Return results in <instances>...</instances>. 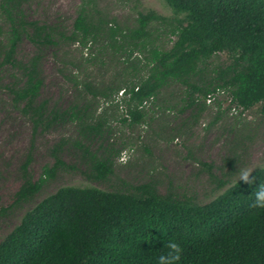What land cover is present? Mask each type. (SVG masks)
I'll list each match as a JSON object with an SVG mask.
<instances>
[{"label": "rangeland", "instance_id": "374dc122", "mask_svg": "<svg viewBox=\"0 0 264 264\" xmlns=\"http://www.w3.org/2000/svg\"><path fill=\"white\" fill-rule=\"evenodd\" d=\"M1 3L0 242L28 210L62 186L133 192L150 184L162 194L207 204L243 179L245 172L264 167L263 103L247 109L242 118L226 113L217 118L219 110L190 105L188 88L170 82L144 110L141 121L126 119L130 105L121 91L148 73V53L136 48L137 40L129 36L139 26L138 13L151 11L165 18L150 24L152 45L169 49L177 40L169 33L176 15L165 0H24L26 19L53 29L52 42L22 35L15 53L22 62L38 58L39 100L48 104L37 126L9 89L23 82L25 70L4 63L11 22ZM80 12L90 26L86 46L79 41L81 34L71 39ZM112 26L119 29L115 39ZM231 62L227 52L213 56L196 83L207 85L215 78L214 69ZM56 111L59 116L53 119ZM73 112L77 116L72 117ZM126 148L133 152L122 162L119 156ZM57 157L65 165L55 177L29 201L10 207L23 183L27 160L31 158L28 171L38 180ZM93 159L108 160L111 172L95 178Z\"/></svg>", "mask_w": 264, "mask_h": 264}, {"label": "trees", "instance_id": "16d2710c", "mask_svg": "<svg viewBox=\"0 0 264 264\" xmlns=\"http://www.w3.org/2000/svg\"><path fill=\"white\" fill-rule=\"evenodd\" d=\"M23 1L1 3L11 22L4 63L25 70L23 82L9 89L15 103L25 104L24 111L32 113L37 126L48 104L39 100L38 58L22 62L15 53L22 35L52 42L53 29L28 21L21 9ZM165 2L176 15L169 33L177 40L171 48L161 49L149 40L151 22L165 19L154 12L140 11L139 26L129 34L137 40L136 48L148 53V73L137 83L139 89L135 90V83L125 87L130 93V121H141L144 110L138 104L156 97L170 82L186 86L190 105L201 109L208 107L200 97L217 87L230 89L234 102L245 109L258 103L264 109V0ZM74 28L71 39L81 34L79 41L86 46L91 39L86 14L79 13ZM111 29L115 39L119 29ZM224 52L232 62L214 69L215 78L207 85L197 84L195 80L211 65L209 60ZM213 82L218 84L213 86ZM76 112L71 116H77ZM52 114L53 119L59 116L58 111ZM30 159L23 165V183L10 207L29 201L65 165L57 157L35 180L28 171ZM92 168L97 179L111 172L108 160H96ZM261 185L264 167L207 204L162 194L150 184L133 192L62 186L28 210L0 242V264H157L159 256L170 251V242L182 249L179 264H264V209L256 206L255 197Z\"/></svg>", "mask_w": 264, "mask_h": 264}, {"label": "built area", "instance_id": "2783aa9c", "mask_svg": "<svg viewBox=\"0 0 264 264\" xmlns=\"http://www.w3.org/2000/svg\"><path fill=\"white\" fill-rule=\"evenodd\" d=\"M87 49V47L85 48ZM139 89V85L136 84L135 90ZM126 94V96L129 98L130 93H127V89L123 88L121 91V95ZM119 96L117 95V98ZM155 100V96H151L150 98L145 99L142 103L138 104V108L140 110H145L148 108L150 104H152ZM199 100H202L207 107L214 108L216 110H219L222 113H226L232 117L242 118L246 116L247 109H245L243 106L239 105L237 102H234L233 95L231 94L230 89L217 87L213 89L211 92H209L206 96H201ZM224 101L226 104H224ZM126 118L130 120L128 111H126L125 114ZM133 150L131 149H124L120 153V160L122 162L128 161L130 156L132 155Z\"/></svg>", "mask_w": 264, "mask_h": 264}, {"label": "clouds", "instance_id": "9594fccd", "mask_svg": "<svg viewBox=\"0 0 264 264\" xmlns=\"http://www.w3.org/2000/svg\"><path fill=\"white\" fill-rule=\"evenodd\" d=\"M243 179L248 180V173L243 174ZM256 197V206L264 209V185H261L260 188L255 193ZM170 251L167 255H161L158 258L157 264H179L181 260V251L179 244L175 242H170L168 245Z\"/></svg>", "mask_w": 264, "mask_h": 264}]
</instances>
